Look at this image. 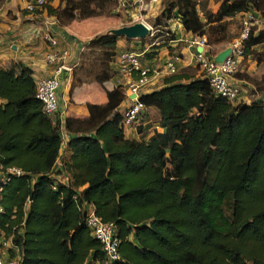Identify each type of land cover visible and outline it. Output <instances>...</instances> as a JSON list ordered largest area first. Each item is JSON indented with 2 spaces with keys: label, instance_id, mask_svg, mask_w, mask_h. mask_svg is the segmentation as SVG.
<instances>
[{
  "label": "trees",
  "instance_id": "obj_1",
  "mask_svg": "<svg viewBox=\"0 0 264 264\" xmlns=\"http://www.w3.org/2000/svg\"><path fill=\"white\" fill-rule=\"evenodd\" d=\"M58 2L44 0L41 8L60 23L115 13L116 0ZM195 2L167 0L159 14L207 32L206 42L218 40L225 16L249 11L254 18L257 11L264 19V0H220L214 12L201 6L205 21ZM117 38L99 32L85 42L71 86L101 83L114 73ZM262 42L264 25L251 24L243 55ZM177 78L171 74L138 94L159 115L160 130L147 137L124 136L115 109L124 96L120 84L105 90V102L87 103L86 116L64 117L67 154L55 166L59 118L41 111L28 66L18 60L0 66V163L23 171L2 184L0 230L18 264H83L89 256L101 264L85 203L113 222L119 257L110 264H264V103H233L213 93L205 78ZM255 85L264 90V73ZM145 115L135 125L139 133L148 130Z\"/></svg>",
  "mask_w": 264,
  "mask_h": 264
},
{
  "label": "crops",
  "instance_id": "obj_2",
  "mask_svg": "<svg viewBox=\"0 0 264 264\" xmlns=\"http://www.w3.org/2000/svg\"><path fill=\"white\" fill-rule=\"evenodd\" d=\"M24 1L0 0V66H5L10 60H18L31 69V76L34 80L39 76L50 74L56 65L53 61L47 59V53L56 52L58 54L64 51L61 54L60 61L65 66L63 68L65 72L60 74L61 81L56 90L58 98L57 117L61 119L59 134L62 139L57 151L56 166L60 164V158L67 154L63 142L70 136L63 127L64 117L86 116L87 103L100 104L105 102V90L117 84L122 86L124 96L115 109L122 112L128 104L127 96L129 94L127 96L125 94L128 77L117 72L116 69L107 80L101 83L87 80L71 86V67L77 63L80 51L85 48V42L92 35L116 27L119 24L116 23V20L114 23H110V18L104 13L73 18L65 23H60L54 15L47 14L44 8H35L32 11L25 9ZM119 1L124 2L125 0ZM128 1L140 5L136 0ZM195 1L199 17L202 21H205L201 6L214 12L220 0ZM48 3L51 6H56L59 2L58 0H48ZM161 4V0H142V5H144L143 14L153 19L155 15L159 14L162 8ZM60 5L62 6L63 3ZM248 12H236L218 21L222 24V31L220 30L217 35L220 37L213 44L219 45L215 46L217 49L213 52L208 48V54L216 53L222 47L230 45L237 38L241 26L238 19ZM140 20L148 24L149 28L148 34L140 37L145 38L144 40L125 38L118 35L115 41V51L124 48L135 49L140 52L143 65L149 68L147 81L140 86L139 92H146L162 86L165 78L171 74L178 76L179 78L174 80L181 82H185L192 77H200L194 59V51L198 46L189 41L197 33L184 29L176 15L163 16L160 21L153 20L151 23L143 18ZM210 23L216 24L215 22ZM252 24L255 25V29H258L264 25V19L258 20L256 18L252 21ZM202 35L209 37L207 32ZM49 37L53 38L54 43L48 40ZM153 45L156 46L152 47ZM144 53H150L151 55L144 57ZM172 53H177L179 58L175 62L176 70L170 73L165 70L163 62ZM255 55L258 56L259 61H256ZM239 64L236 71H242L244 74H249L258 79L264 73V42L252 46L250 53L242 55ZM244 74H239V78L232 76V80L239 87L236 102H250L253 99H258L264 103V90L257 89L256 86L252 85L253 82L247 81L248 78L246 79ZM0 102H3L2 98H0ZM144 111L146 115L143 123L149 120L145 118L148 114L154 120L153 124L143 133L137 132L136 124L123 127L122 131L125 137H139V135L147 137L153 129L160 130L157 109L153 106H146ZM53 175L57 176V174ZM83 264H97V260L89 256Z\"/></svg>",
  "mask_w": 264,
  "mask_h": 264
},
{
  "label": "built area",
  "instance_id": "obj_3",
  "mask_svg": "<svg viewBox=\"0 0 264 264\" xmlns=\"http://www.w3.org/2000/svg\"><path fill=\"white\" fill-rule=\"evenodd\" d=\"M136 1L142 2V0ZM43 2L44 0H25L24 8L32 11L35 8H40ZM252 19L254 20L250 12L241 17L239 34L231 42L230 52L219 62L212 59L213 54H208V45L204 35L196 34L189 39L190 43L200 47L199 50L194 51V59L200 77L206 79L213 93L224 96L230 101L235 100L239 93V87L232 80V76L237 70L240 58L243 55L242 39L245 37L248 27L252 24ZM48 40L54 43L52 37H49ZM63 53L64 51L58 54L56 52L47 53V59L53 61L56 65L50 74L34 79V94L40 102L41 111L52 118L57 117L58 112L56 90L58 87V74L65 67L60 61L61 54ZM178 58L177 53H172L165 59L163 66L167 72L171 73L176 70L175 62ZM111 62L117 72L128 77L125 90L126 96L129 94L127 96L128 104L121 112V125L122 127H126L137 124L145 109V105L138 99L139 89L147 81L149 68L143 65L140 52L130 48L115 51ZM60 121L61 119L59 118V123ZM22 173L23 171L15 165L3 166L0 163V191L2 184L10 175H20ZM84 209V222L90 230V233L99 241L100 248L103 252L104 257L101 264H110L119 257L117 251L119 240L114 233L113 222L101 220L94 213L93 207L88 206L86 203ZM13 248L14 245L10 237L5 236L0 230V264H18L19 256L16 254L9 255V249Z\"/></svg>",
  "mask_w": 264,
  "mask_h": 264
},
{
  "label": "rangeland",
  "instance_id": "obj_4",
  "mask_svg": "<svg viewBox=\"0 0 264 264\" xmlns=\"http://www.w3.org/2000/svg\"><path fill=\"white\" fill-rule=\"evenodd\" d=\"M146 1V0H145ZM162 4H161V7L162 6H165L167 0H161ZM140 5H138L137 3L133 4V3H130L128 0L127 1H124V2H121L119 0H116V2H111L110 3V8H113V11L115 12L114 14H110L108 15V17L110 18L109 19V22L110 23H114L115 20H116V23L119 24V25H122L124 23H131L133 21H136V20H140L141 18L145 19L147 22L151 23L153 20H159L161 19V14H157L152 18L150 17H146V15H144V5H142V2H139ZM160 12V11H159ZM256 14L257 16L254 17V20L257 18L258 20H262V17L259 15V12L256 11ZM242 16L239 17L238 21L240 22V19H241ZM253 20V19H252ZM241 24V23H239ZM255 24V23H253ZM104 31H107V30H104ZM103 31V32H104ZM211 38V36H209V39ZM214 42V41H213ZM213 42H209L207 41V45L210 50L215 51L217 49V47H215L216 45H219V44H216L215 45L213 44ZM212 45V46H211ZM219 47V46H218ZM223 48V47H222ZM255 58H256V61H259L260 59L258 58V56L255 55ZM241 64V62H240ZM238 64V66L240 65ZM85 71V70H84ZM239 74H244V72L242 71H236L234 72V77H240ZM246 75V79L247 81H250V82H253L252 85L256 86L255 85V81L256 79L254 78V76H251L249 74H244ZM250 92H252V90H250ZM236 99L233 100L232 102L235 103L236 102ZM149 119L146 123L148 124L146 127H149L151 126V124H153L154 120L151 118L150 115L147 114V117L146 119ZM145 123V124H146Z\"/></svg>",
  "mask_w": 264,
  "mask_h": 264
},
{
  "label": "water",
  "instance_id": "obj_5",
  "mask_svg": "<svg viewBox=\"0 0 264 264\" xmlns=\"http://www.w3.org/2000/svg\"><path fill=\"white\" fill-rule=\"evenodd\" d=\"M104 32H111L116 35H122L125 38H140L148 34L149 28H148V25L142 20H136L129 24H122L116 27H111L107 31H104ZM199 49L200 47L198 46L196 50H199ZM230 50H231L230 45H227L223 47L222 49L218 50L216 53H214L212 55V59L216 62H219L230 52ZM61 71L58 74V86L61 81L60 74L61 73L63 74L65 72V69H61Z\"/></svg>",
  "mask_w": 264,
  "mask_h": 264
}]
</instances>
